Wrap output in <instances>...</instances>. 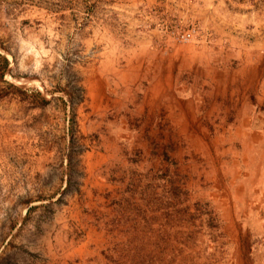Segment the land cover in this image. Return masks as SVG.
<instances>
[{"label": "rangeland", "instance_id": "obj_1", "mask_svg": "<svg viewBox=\"0 0 264 264\" xmlns=\"http://www.w3.org/2000/svg\"><path fill=\"white\" fill-rule=\"evenodd\" d=\"M0 264H264V0H0Z\"/></svg>", "mask_w": 264, "mask_h": 264}, {"label": "built area", "instance_id": "obj_2", "mask_svg": "<svg viewBox=\"0 0 264 264\" xmlns=\"http://www.w3.org/2000/svg\"><path fill=\"white\" fill-rule=\"evenodd\" d=\"M189 38V34L188 33H185V34H180L179 35V39L182 40V41H185Z\"/></svg>", "mask_w": 264, "mask_h": 264}]
</instances>
